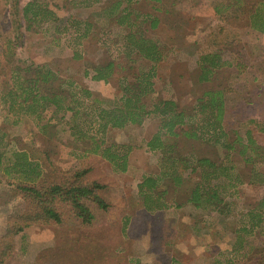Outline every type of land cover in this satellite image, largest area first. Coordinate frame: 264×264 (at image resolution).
<instances>
[{"label": "rangeland", "instance_id": "374dc122", "mask_svg": "<svg viewBox=\"0 0 264 264\" xmlns=\"http://www.w3.org/2000/svg\"><path fill=\"white\" fill-rule=\"evenodd\" d=\"M29 1L20 0V10ZM38 1L54 11L61 31L55 34L49 27L24 32V44L16 49L21 61L49 65L58 75L82 83L109 107L118 101L120 90L111 82L94 80L93 68L124 57L126 27L117 23L124 17L122 10L130 13L125 20H160L147 36L157 39L167 56L156 66V93L148 102L173 96L183 106H192L204 91L224 90L236 121L229 131L242 123L243 139L252 129L264 149V34L250 20L255 11L264 15V0H120L116 9L118 0ZM10 8V0H0V45L12 36ZM207 55H217L221 64L208 81H201L200 65ZM131 58L130 73L152 66L138 55ZM4 80L0 74V86ZM7 111L0 103V131L7 142L0 162V253L7 255L0 256V264H166L172 260L181 264H264V220L250 229L257 222L252 217L255 208L264 199V156L259 159L254 183L249 182L250 168L238 155L233 157L229 164L234 166L232 177L240 179L234 188L220 190L229 204L225 214L194 207L187 201L189 186L175 190L160 182L156 191L166 189L167 193L161 200L154 193L152 206L164 202L166 207L148 210L138 186L143 177L159 172L162 151L147 147L159 130L158 116L107 130V145L114 144L120 154L128 153V170L116 172L100 155L90 152L87 142L73 140L66 124L68 116L61 119L63 112L54 106L48 105L41 118H20L21 114ZM16 119L21 121L14 125ZM46 123L50 124L48 130L40 131L39 124ZM24 149L44 163L48 182L86 170L84 181L106 186L100 194L109 209L101 211L91 205L95 219L83 225L67 205H60L61 224L36 223L9 235L10 224L31 208L23 194L8 185L16 183V178L7 179L1 170L14 151ZM177 153L209 156L223 163L226 151L212 143L180 140L172 149L173 156ZM199 181L194 175L192 182ZM214 183L226 186L228 179ZM9 244L11 249L6 248Z\"/></svg>", "mask_w": 264, "mask_h": 264}, {"label": "trees", "instance_id": "16d2710c", "mask_svg": "<svg viewBox=\"0 0 264 264\" xmlns=\"http://www.w3.org/2000/svg\"><path fill=\"white\" fill-rule=\"evenodd\" d=\"M19 1L10 0L12 36L7 37L0 45V54L3 56V60L0 59V74L5 76L4 83L0 86V103L7 106L8 114H21L20 118L22 115L41 118L48 105L54 106L56 111L63 112L61 119L68 116L69 122L66 124L69 125L73 140L87 142L91 147L90 152L100 155L116 172L128 170V153L120 154L114 144L107 145L104 139L107 130L122 129L128 124H140L149 116H158L159 130L150 138L147 147L150 151H162L158 164L159 172L143 177L138 186L140 193L145 196L144 204L148 210L166 207L164 202L155 206L156 208L152 206L154 193L160 200L167 193L166 189L156 191L160 182L172 186L175 190L189 186L187 201L194 207L212 208L220 214H225L229 204L225 196L220 194V190L237 186L240 178H237V181L233 179L231 171L234 166L229 165L233 163V157L236 155L250 168L249 182L256 181V176L259 175V159L264 156V149L252 129L246 131V138L243 139L240 134L242 123L235 124V132L229 131L236 121L231 117V105L224 90L204 91L195 98L192 106H183L173 96L158 97L148 102L156 93V66L167 56L166 48L157 39L147 36L149 30L158 27L160 20H125L130 13H127L126 8L122 10L124 17L117 20V23L126 27L124 57L112 58L93 68L94 80L111 82L121 93L114 105L105 107L102 105L105 101L95 96L82 83L71 81V77L58 75L47 64L28 63L16 57V49L24 44V32H38L49 27L54 28L55 34L61 31L57 25V15L47 4L31 0L20 10ZM120 4L121 1L118 0L114 9ZM250 20L252 27L264 34V15L255 11ZM147 22L149 26L144 27ZM133 54L149 61L152 66L130 73L132 66L129 64L134 61L131 58ZM216 58L219 59L217 55H207L203 58L204 65H200L201 81H208L220 67L221 63ZM20 121L21 119H16L13 124L17 125ZM49 127L48 123L39 124L40 131L48 130ZM94 131L100 134H95ZM5 136V133L0 131V162L3 160L2 151L7 147ZM180 140L220 146L226 151L224 162L219 163L209 156L195 154L186 156L177 153L173 156L172 149H175ZM8 161L1 173L7 179L11 176L16 178V183L9 182L8 185L23 194L31 208L10 224L9 235L14 236L36 223L61 224L63 216L59 211L60 205H67L83 225H90L95 219L91 205L101 211H107L110 207L100 194L106 186L95 180L84 181L86 170L73 171L61 175L56 181L48 182L44 177V163L29 151H14ZM194 175L199 176V182H192ZM221 178L228 179L226 186L214 183ZM228 196L230 197V194ZM255 211L256 214L252 217L257 219V222L251 225V230L264 220V199ZM242 230L246 232L247 229ZM240 233V230L237 231L238 235ZM10 245L6 248L11 249ZM5 255L7 252L0 253L1 257ZM166 264L181 263L172 260Z\"/></svg>", "mask_w": 264, "mask_h": 264}]
</instances>
